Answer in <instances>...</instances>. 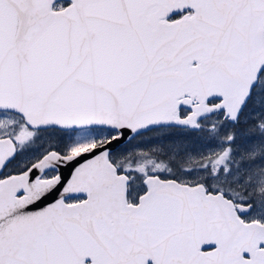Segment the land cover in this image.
<instances>
[{
    "label": "snow or ice",
    "instance_id": "snow-or-ice-1",
    "mask_svg": "<svg viewBox=\"0 0 264 264\" xmlns=\"http://www.w3.org/2000/svg\"><path fill=\"white\" fill-rule=\"evenodd\" d=\"M0 264H264V0H0Z\"/></svg>",
    "mask_w": 264,
    "mask_h": 264
}]
</instances>
